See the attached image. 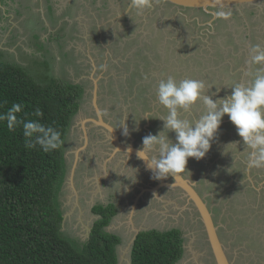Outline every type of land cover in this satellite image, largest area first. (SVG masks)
Segmentation results:
<instances>
[{
	"label": "rangeland",
	"instance_id": "1",
	"mask_svg": "<svg viewBox=\"0 0 264 264\" xmlns=\"http://www.w3.org/2000/svg\"><path fill=\"white\" fill-rule=\"evenodd\" d=\"M18 1L11 0L6 13L3 9L0 10V60L24 68L39 83H46V79L50 80L54 77L79 83L85 89L80 107L72 118L69 132L64 141L66 173L58 192L64 213L61 230L63 236L78 244L84 243L89 238L92 224L97 217L92 212L91 205L100 201L108 203L109 197H111L110 201L117 204L123 203V206H120V213L111 221L109 228L123 238L117 249L118 264H131L133 240L131 232L136 229L140 230V228L164 231L172 227L180 228L183 236L186 237L184 241L185 255L178 264H215L208 249L207 237L201 220L192 206H183V203H178L175 200L165 199L163 201L161 197H164L161 195H158V200L151 194L143 195L144 192L140 191L146 186L142 185L141 181H144L145 177L137 175V182L132 184L125 176L118 175L117 173H131L132 171H130V167H128L129 170H125L126 164L123 167L120 166L121 159H110L111 156L108 158L113 146L105 142L100 144L99 141H96L98 139H93V136L90 144H87L86 152L81 153L72 175L71 171L75 161L74 150L83 144L81 139L83 120L92 117L91 113L94 112L92 93L94 79H97L99 84V107L102 111L107 112L108 119H119L120 114L118 113H121L124 119L133 117L131 119L133 124L129 126L132 129L135 127L134 118H141L138 113V110H141L142 118L146 116L149 118H144V121L140 120L139 127L142 129L149 121L150 132L154 134L163 127L162 124L157 123L158 118L155 117L167 114V110L163 106L160 108L157 104L158 100L155 98L157 82L160 79H166L168 75H173L177 79L196 78L193 72L200 70L199 63L189 61L188 58L198 57L197 52L206 50V58L210 56L211 59L219 60L221 56L217 55V50L220 48L222 52L224 47L228 48L239 56L241 61L237 66V70L240 72L239 81L246 83L249 80L246 75L248 71L246 61L250 59L252 43L250 38L245 37V26L241 20L246 22L248 33L256 31V40L264 45V8H261L263 13L257 21L255 17L251 16L248 7L244 9L245 12L238 10L220 12L215 9L217 15L207 11L202 12L200 9L188 10L190 12L185 9L181 13L169 10L170 18L164 20V11L167 9H163V13H161L157 10L161 9L158 5L145 10L141 16H135V12H132L131 15L136 21L134 23L129 14L121 18L102 17L113 15L119 6L116 4L117 0H95L93 3L101 4L108 9L104 15L97 14L100 16L98 22L102 24L107 19H111V23L116 24L105 28L96 27L94 24L96 21L86 14L84 16L90 23L88 31L76 21H72L75 25L64 24L57 27L59 24L57 18L56 20L51 18L53 30H49L48 26L41 21L39 1H36V5H34L37 9L32 7L24 9L23 7H27L26 1H19L23 4ZM120 1L123 3V7L129 3V0ZM13 2L15 4L12 6ZM15 11L21 13L16 15ZM219 13H223V15H218ZM64 21L66 20L64 19ZM220 22L229 25L226 26L228 29L218 31L216 27L220 25ZM184 29L186 31L188 29L191 33L185 32L188 36L181 43L176 41L170 46L168 43L162 45L164 38L168 39L173 33L171 36L175 39V36H178L177 33L185 31ZM101 31L103 35L99 33ZM225 31L231 32L235 39L230 42L231 44H226ZM237 43H239L238 47H236ZM225 56L227 57L229 54L225 52ZM199 57L195 60L204 59L202 53ZM102 65H107L106 70H101ZM194 68L197 69L194 70ZM218 68L216 74L222 71V67L218 66ZM245 69L247 70L244 71ZM137 85L139 90L145 87L152 92V95L146 97L144 105V100L136 97ZM216 87L217 85L209 87V92L205 90V94L212 95L216 91ZM217 94L213 97L219 98L220 95ZM203 111L201 105L198 104L189 113H183V115L188 119H195ZM87 126L91 127L92 124L89 122ZM120 130L123 131L122 128ZM142 134L140 133L141 136ZM172 134L175 137V133ZM174 137L170 138L174 140ZM128 138L136 139V131H132ZM223 142L219 137L216 140L217 146L215 145L214 152L211 153L209 150L207 153L206 156L212 157L213 162L218 163L223 158L221 156L223 145L220 144ZM243 149L244 146L239 145V150ZM233 150L234 154L244 155L236 149L235 145H233ZM87 155H92L93 158L88 159ZM231 156L232 154L229 153L224 161L219 163L221 174L215 175V178H204L202 193L211 204L216 222L229 230L228 234L230 235H228L227 242L233 248L231 249L232 259L235 258L236 264L238 259L239 264H264V229L259 230V226L264 225V219L260 223H255L256 216L264 214V201L250 206L252 194L250 191H246L251 184L253 187L264 190V168H258L252 173L247 170L245 178L241 179V184L245 186L242 187L244 190L239 199L246 200V203L241 204L237 199H233L237 194L235 193L236 188L234 195L222 192L224 189L223 180L228 176V172L224 169L231 165L228 163V159L233 160ZM236 158L237 156H235ZM237 169L241 176V169L239 167ZM203 174L205 177L208 175L207 173ZM257 174L260 176L257 177ZM196 179L199 181V178ZM211 179L217 185L221 184L220 188L215 186V183L210 185ZM116 181L130 185V190L122 189L117 192L118 188H112ZM134 204L135 206H133ZM224 216L227 218L226 221ZM246 216L247 224L252 222L253 224L250 226L257 232V234H253L255 238H258L256 245L251 244L248 235L240 239L238 237L241 233H237V231L248 226L240 222V219Z\"/></svg>",
	"mask_w": 264,
	"mask_h": 264
},
{
	"label": "trees",
	"instance_id": "2",
	"mask_svg": "<svg viewBox=\"0 0 264 264\" xmlns=\"http://www.w3.org/2000/svg\"><path fill=\"white\" fill-rule=\"evenodd\" d=\"M200 11L204 12L203 9ZM249 12L251 14L252 11ZM241 21L246 27V22ZM220 26L221 22L216 27L218 31L223 29ZM244 31L252 45L261 44L256 40V31L251 34L248 28ZM225 32L226 44L235 41L231 32ZM220 56L216 63L227 62L228 66L230 58ZM195 58L198 59L190 57L188 60L199 63L200 60ZM236 58L238 66L241 61L238 56ZM204 79L213 85L225 81L228 85L238 82L233 80L229 83L228 79L217 81L210 75ZM84 91L79 83L54 77L46 79V83H39L24 68L0 60V114L6 113L14 102L21 103L23 108L17 113L18 118L37 121L60 134L57 148L45 152L38 144L32 148L25 147L22 125L10 131L6 122L0 121V264H118L120 239L106 230L116 213L115 206L93 207L94 214L100 217L93 222L89 238L84 243L78 244L63 236L61 231L64 213L58 192L66 173L64 141ZM37 108L42 110V117L33 115ZM248 191L252 194L250 206L264 201V190L259 193L249 188ZM242 193H237V196L241 197ZM237 200L241 202L239 198ZM262 219L264 214H258L255 223ZM240 222L247 224V216ZM251 224L249 222L247 227L238 230L241 233L238 237L248 235L251 244H256L258 238L253 234L257 232ZM262 229L264 225L259 226V230ZM223 239L227 242L228 236ZM184 240L179 228L141 231L131 251V264H178L184 255Z\"/></svg>",
	"mask_w": 264,
	"mask_h": 264
},
{
	"label": "clouds",
	"instance_id": "3",
	"mask_svg": "<svg viewBox=\"0 0 264 264\" xmlns=\"http://www.w3.org/2000/svg\"><path fill=\"white\" fill-rule=\"evenodd\" d=\"M152 6L153 0H129V9L135 12V16L143 15L145 10L151 9ZM127 13L136 23L133 15ZM246 64L248 65L246 75L249 80L246 83L236 82L224 85L223 87L231 89L230 94L215 100L212 96L219 93L223 87H216V91L209 95L205 94V82L199 79L177 80L175 76L168 75L166 79L158 81L155 94L159 105L167 110V114L155 118L163 121V127L158 133L145 136L142 147L136 150L137 159L144 162L146 170L152 173L153 179L162 180L168 176L175 178L177 175L190 172L187 170L188 159L192 157L200 160L207 155L212 143L218 139L220 126L226 114L236 127L237 134L244 144L243 151L239 150L240 141L228 142L223 146L221 154L227 156L231 153L233 157V163L226 168V171L231 174L239 170L235 167L233 145L245 154V168L250 173L251 169L264 168V45H252L250 59L246 61ZM106 68L107 65L101 66V70ZM201 103L204 111L198 118L188 119L183 115ZM22 108L21 103L14 102L6 113L0 114V121H5L10 131L17 125H22L27 148L38 144L45 152L56 149L60 138L59 132L52 127L46 128L37 121L18 118L17 113H20ZM33 115L42 117L43 112L37 108ZM127 118L120 122L118 127L109 125L108 131L113 133L115 128H122V134L130 137L132 131L139 130L141 119L137 120L135 117L136 126L130 129ZM172 132L175 133L174 140L169 136ZM132 151L131 145H128L126 150L121 152L127 153L130 158ZM130 168L135 171L117 174L125 176L132 184H135L139 170ZM216 174L218 173H213V175ZM112 188H118L117 192L122 189L129 191L130 185L117 181Z\"/></svg>",
	"mask_w": 264,
	"mask_h": 264
},
{
	"label": "flooded vegetation",
	"instance_id": "4",
	"mask_svg": "<svg viewBox=\"0 0 264 264\" xmlns=\"http://www.w3.org/2000/svg\"><path fill=\"white\" fill-rule=\"evenodd\" d=\"M166 3H168L167 1H165ZM170 4V3H169ZM171 5V4H170ZM171 6H173L174 7V5L172 4ZM176 9H178V7L176 6L175 7ZM264 8V7H263ZM248 9H249V11L251 10L252 12H251V15L253 16V17H255V19H256V21L257 20H259V18H260V16L262 15V13H263V11H261V8L260 7H257V6H252V7H248ZM167 10H168V8H167ZM182 11L183 10H185V9H181ZM187 10H190L191 11V9L190 8H187L186 9V11ZM195 10V9H194ZM190 11H188V12H190ZM253 13V14H252ZM264 14V13H263ZM221 25H223L222 27H223V29L224 30H226V29H228L226 26H229V25H226V23L225 22H223V24L221 23ZM247 27H245V29H246ZM244 29V30H245ZM185 30V32H188V33H191L188 29H187V31H186V29H184ZM172 35V34H171ZM169 36V41L167 42L168 44H169V46L170 45H172L173 44V42H180L181 43V41L183 40V39H185L186 38V36H188L187 35V33L186 34H183V36L182 37H176L175 36V39H174V37H172V36ZM239 46V43H237V46L236 47H238ZM221 49L219 48L218 50H217V55H219V57H220V55L222 54L224 57H226L225 56V52L227 53V54H229V56H227L228 58H231V60L229 61V65L227 66L226 64H227V62H222V64L220 65L219 63H216V62H218L215 58L214 59H211V57L209 56V57H207L206 58V50H203V51H200V52H197V56H198V59L200 58L199 57V55L202 53L203 55H204V59H201L200 60V62H199V71H194L193 73V75L196 77V78H194V79H199V80H202V79H204V78H206V77H209V75L211 76V77H213V80H217V81H219V80H221V79H228L229 80V83H231V81H238L239 82V77H240V72L237 70V65H236V62H235V59H237L236 58V56H238V55H236V54H234V53H232L228 48H226V47H224L223 49H222V52L220 51ZM239 57V56H238ZM206 58V59H205ZM225 65V66H224ZM218 66H220V67H222V71L219 73V74H216L215 72L219 69L218 68ZM226 67L228 68V72L227 73H225V69H226ZM195 69H197V68H194V70ZM190 72H192L191 70H190ZM213 73H215V74H213ZM199 74V75H198ZM191 75V74H190ZM181 79V78H180ZM180 79H177V80H180ZM203 81V80H202ZM158 83V82H157ZM232 84V83H231ZM138 89V85L136 86V97H138L140 100H144V102H143V105L144 104H146V101H145V99H146V97H149L150 95H152V92L150 91V90H147V89H145V90H140L139 91V89ZM224 92H225V94L227 93V94H230V89L229 88H227V90L226 91H223V92H219V95H224ZM155 98L157 99V97H156V94H155ZM100 100V99H99ZM141 104V103H140ZM150 105V104H149ZM93 107H94V112H92L91 113V116L92 117H95V118H98L97 117V113H96V108H95V106H94V104H93ZM142 108H144L143 106H142ZM138 110V109H137ZM165 110V109H164ZM106 113L107 112H104V111H102V115H103V118H104V120L105 121H107V122H110L114 127H118L119 126V123L120 122H122L123 120H124V117H123V115L121 114V113H118V114H120L119 115V119H117V118H113V119H108V117L106 116ZM138 113H140V116H141V118H136L137 120H145L144 118L142 119V113H141V110H138ZM144 113H145V111H144ZM131 119H133V117H130V118H128V121H127V123H128V125L129 126H131L132 124H133V120H131ZM135 119V118H134ZM147 121V120H146ZM91 124H92V126L91 127H89L88 128V134H89V138H88V145L90 144V141H91V138H92V136H93V139L94 138H96V139H98V140H96V141H99V143L100 144H102L103 142H105L106 144H111L112 146H113V148H112V152H110L109 154H108V158H109V156H111V158L110 159H112V158H114V159H121V162H120V166L121 167H123V166H125V164L127 165V166H125V170H129V168L128 167H133V168H137L139 171L137 172V175H141V176H144L145 178H144V181H141V184L142 185H144V186H146L144 189H142L140 192H144L143 193V195H145L146 194V196H148V194H151L154 198H156L157 200H158V195H161V196H163L164 198H162L161 197V200H165V199H169V200H171V201H176V202H178V203H183L182 205L183 206H192V204L190 203V202H188L187 201V199H186V197L185 196H183V190L180 188V187H176V186H172L171 184H174L175 183V178L174 177H172V176H168L166 179H162V180H155V179H153L152 178V173L150 172V171H148V170H146L145 168V164H144V162L143 161H141V160H139V159H137V157L136 156H130V158H129V156H127L124 152H121V151H116L115 152V143L113 142V140L112 139H110L111 137H112V135L110 134L109 135V132H108V130L107 129H104L101 125H96V124H94L93 122H90ZM157 123H160V124H162L161 126H163V121L162 120H160V119H158L157 120ZM229 123H231V121L229 122ZM228 123V124H229ZM144 125V124H143ZM146 125H147V123L145 124V126L144 127H142V129H141V127H139V130L138 131H136V136H137V138L136 139H134L133 140V144H134V146H141L142 147V143H143V138L145 137V136H147V135H149V134H154V133H151L150 131H151V127L149 128L150 129V131L148 132V130H147V128H146ZM136 126V125H135ZM150 126V125H149ZM82 127V126H81ZM117 130H120L121 128H116ZM222 128L220 127V130H221ZM93 131H95V133H93ZM140 133L142 134V136L140 135ZM173 133V132H172ZM172 133H169V136L170 135H172V136H170L171 138H173L174 136H173V134ZM219 135H218V138L219 137H221V140H223L224 142L223 143H225L227 140H228V136H229V133H228V128H226V127H224L223 128V130L222 131H219V133H218ZM120 138H121V140L123 141V142H125L127 145H129L130 144V142L132 141V140H130L128 137H125L122 133H121V135H120ZM141 138V139H140ZM82 145H84V142H85V140H84V138H83V130H82ZM174 139H175V137H174ZM141 144V145H140ZM217 143H216V141H214L213 143H212V147H211V149H210V152L211 153H213L214 152V148H215V145H216ZM220 144H222V143H220ZM82 145H80V146H82ZM88 145L86 146V148L84 149V151H81L80 152V155H81V153L82 152H86V149H87V147H88ZM242 146H244L243 144H241ZM217 146V145H216ZM244 150V149H243ZM88 156V155H87ZM221 156L223 157L218 163H216V162H213V158L212 157H208V156H205L204 158H202V159H200V160H197V159H195V158H192V157H190L189 159H188V164H187V170L188 171H190V172H188V173H183L182 175L185 177V178H190V179H192L193 181L195 180L196 182L198 181L196 178H199V181L197 182V184H196V189H197V191L200 193V195L202 196V197H204V195H203V193H202V182L204 181V178H215V175H213V173H218V174H221V168H220V166H219V163H221L222 161H224V159H225V157L226 156H224V155H222L221 154ZM232 157V156H231ZM91 158H93V156L92 155H90V156H88V159H91ZM80 160V159H79ZM228 163H230L231 165H232V163H233V160H229L228 159ZM79 162V161H78ZM78 164V163H77ZM230 165V166H231ZM244 164H241V166H240V163L239 162H237L236 161V167L238 168H240L241 169V176H240V172H238L239 170H236V171H233L231 174H232V176H230V174L228 173V176L226 177V179L225 180H223V183H222V186H223V190H222V192L223 193H226L227 192V195H229V194H233L234 195V190H235V188H236V190H235V193H239V192H242L243 190H244V188H242L243 186H245V185H242L241 184V182H242V178L244 179L245 178V176H246V172H247V169L245 168V165L243 166ZM229 166V167H230ZM241 167H243L244 169H242ZM258 170V168H254V169H251V173L253 172V171H255V170ZM225 171H226V168L224 169ZM243 170V171H242ZM130 171H132V172H134L135 170L134 169H131L130 168ZM227 172V171H226ZM203 173H207L208 175L205 177L204 175L205 174H203ZM217 175V174H216ZM202 176V177H201ZM260 176V174H257V177H259ZM99 180L101 179V178H98ZM117 182V181H116ZM145 182V183H144ZM226 182V183H225ZM104 183L106 184V182L104 181ZM213 183H215V181H213V179H211L210 180V185H212ZM107 184H108V182H107ZM152 186H151V185ZM241 184V185H240ZM217 184L215 183V186H216ZM148 186H150V187H148ZM219 188H220V186H221V184H219V185H217ZM218 188V189H219ZM254 189V190H256L255 189V187H251L250 186V189ZM249 190V189H248ZM248 190H246V191H248ZM233 195H231V196H233ZM238 194H235V197H233V199L235 200V199H238L239 198V196H237ZM231 196H229V197H231ZM236 197H238V198H236ZM110 199H109V202L108 203H103V202H98V203H94V204H92L91 206H92V212H93V207L94 206H97V205H102V206H115V208H116V213L113 215V217H112V219H111V221L115 218V216L116 215H118V213H120V206H123V203H120V204H117L116 202H114V201H110V200H112V198L111 197H109ZM114 199V198H113ZM141 199V198H140ZM204 199L207 201V203H208V205H209V207L212 209V207H211V204L208 202V200L204 197ZM233 201V200H232ZM241 202H246V200L244 199V198H242V200H241ZM173 205H174V203H173ZM133 206H135V204L133 205ZM212 211H213V209H212ZM241 211V210H240ZM243 212V211H242ZM94 213V212H93ZM214 214V213H213ZM97 217H96V219L98 218V217H100V215L99 214H95ZM214 218H215V215H214ZM95 219V220H96ZM94 220V221H95ZM111 221H110V223H111ZM216 221V220H215ZM110 223L107 225V227H106V230L108 231V232H110V233H113V234H116L118 237H119V239H120V243H121V241L123 240V238H122V236L121 235H118L117 233H115V232H112L109 228H110ZM93 225V224H92ZM221 227V228H220ZM220 227H219V234H220V236H221V239H222V241L225 243V245L226 246H228L229 247V250H228V255H229V258L231 259V260H233V264H236V261H235V258L234 259H232V251H231V249H233V248H231V245L228 243V242H225L224 241V239L223 238H227V236L228 235H230V234H228L229 233V230L225 227V226H223V225H220ZM172 228H176V227H172ZM172 228H169V229H172ZM178 228V227H177ZM180 229V228H179ZM222 229V230H221ZM91 231V230H90ZM141 231H147V229H145V228H140V230L137 232L136 230H134L133 232H131L132 233V237H133V239L136 237L137 238V236H138V234L141 232ZM234 231V230H233ZM237 233H238V231H237ZM223 235H225V237H223ZM184 237V236H183ZM136 238H135V240H136ZM186 237H184V239H185ZM250 238H252V237H250ZM207 239V238H206ZM254 241L256 240L254 237L252 238ZM135 240L134 241H132V245H131V251H132V248H133V245H134V242H135ZM185 241V240H184ZM258 241V240H257ZM257 241H256V244H257ZM261 241V240H260ZM252 242V241H251ZM120 243L117 245V249H118V246L120 245ZM207 243H208V241H207ZM229 244V245H228ZM255 244V245H256ZM208 247H209V243H208ZM185 249H186V247H185V245H184V255H185ZM209 249V251L211 252V250H210V247L208 248ZM211 254H212V252H211ZM212 258H213V260H214V263L216 264V262H215V259H214V256H213V254H212ZM238 261H239V259H238ZM238 261H237V264H239L238 263Z\"/></svg>",
	"mask_w": 264,
	"mask_h": 264
},
{
	"label": "water",
	"instance_id": "5",
	"mask_svg": "<svg viewBox=\"0 0 264 264\" xmlns=\"http://www.w3.org/2000/svg\"><path fill=\"white\" fill-rule=\"evenodd\" d=\"M174 6H177L180 9H203L204 11L211 12L213 15H217L215 9L223 12L224 10H238L240 12L244 11L247 7L257 6L260 8L264 7V0H164ZM248 69V68H247ZM245 69L244 71H246ZM94 87H93V104L96 108L97 117H88L83 120L82 130H83V138L85 140L84 145L77 146L74 150L75 161L73 165V169L71 174L73 175L77 166V163L80 159V152L83 151L88 144V126L87 123L93 122L96 125H101L104 129L108 130L109 125L114 127L110 122L104 120L102 115V110L98 104V90L99 84L98 80L94 79ZM245 83V81H242ZM149 120V119H147ZM230 121L229 119L223 120L222 124ZM86 122V123H85ZM221 124V125H222ZM146 128L148 132L149 129V121L147 122ZM109 132V131H108ZM122 131L117 130L116 128L113 130V133L109 132L112 137L110 139L113 140L115 146L119 148L121 151H125L127 148V144L123 142L120 138ZM133 151L130 156H136V150L141 146H134L133 140L130 144ZM141 145V144H140ZM117 150L115 149V152ZM127 156L128 154L125 153ZM146 169V168H145ZM196 181H193L190 178H185L182 174L177 175L175 177V183L171 184L172 186L180 187L183 190V196L186 197L187 201L192 204L195 212L199 215L202 226L204 228L207 241L209 243L210 250L214 256L216 264H233V260L229 258L228 250L229 247L225 245L222 241L221 236L219 234L220 225L215 221L214 214L212 209L209 207L207 201L200 195V193L196 189ZM255 189L260 192L261 190L255 187ZM138 232L139 229H136ZM136 238V237H135ZM135 238L132 240L134 241Z\"/></svg>",
	"mask_w": 264,
	"mask_h": 264
},
{
	"label": "crops",
	"instance_id": "6",
	"mask_svg": "<svg viewBox=\"0 0 264 264\" xmlns=\"http://www.w3.org/2000/svg\"><path fill=\"white\" fill-rule=\"evenodd\" d=\"M13 1V0H12ZM20 1V0H19ZM18 1V2H19ZM22 2L26 1V4H27V7H23L24 9L28 8V7H32V8H36L34 7V5H36V1H39L40 5L41 6V18H42V23H44V25L48 26L49 30H53L52 29V22H51V18H53L54 20L59 19V24L57 25L58 26H63L64 24L65 25H75L74 22L72 21H76L77 24L81 23V25L83 27H85V29L88 31V27L90 24L88 22V19L86 16L84 15H88V16H91L95 21L96 23L95 26L96 27H106V26H109V25H112V24H116V23H111V19H107L106 21L102 22V24H100L98 22L99 20V15H104V13L106 12V7H104L103 5L101 4H95L93 2H95V0H21ZM22 2H19L20 4H23ZM11 3V0H0V10H4V12H8V6L10 5ZM13 4H15L14 2L12 3V6ZM116 4H119V6L117 7V10L114 11L113 15L109 14V15H106V16H102V17H109L111 18L112 16H114L113 18H117V17H122V16H127L129 12L130 14L132 12H134L133 10H130L129 9V3L127 6H122L123 3L120 1V0H117L116 1ZM160 5L161 9H157L159 10L161 13H163V9L165 10V8L168 10L164 11V15H163V19L165 20L166 18H170V16H168V13H169V10L171 11H177L178 13H181L182 10L180 8L176 9L175 7L176 6H171L169 3H166L164 0H153V8ZM110 8H112V6L109 5ZM13 8V7H12ZM22 8V7H21ZM37 9V8H36ZM20 11H15V14L18 15ZM21 13V12H20ZM24 14V13H23ZM99 14V15H97ZM150 15V14H149ZM66 20L63 22V20ZM119 20V19H118ZM80 25V24H79ZM71 28V27H70ZM100 34L103 35V32H99ZM173 34V33H172ZM178 36L177 37H182L183 34H186L185 31H181L177 33ZM169 39V38H168ZM168 39L167 38H164V41L162 42V45H166V43L168 42ZM72 47H75V46H72ZM81 51V50H80ZM189 55V54H188ZM205 84H206V88L205 90L207 92H209V87H211L213 85V82L212 83H208L205 81V79H202ZM240 83H242V81H239ZM228 85V81H225L224 83L220 84V85H217L218 88H221L223 87L224 85ZM224 88H227L226 86L222 88V90L220 92H223V89ZM205 91V93H206ZM231 91V89H230ZM219 95V93L217 94ZM228 95L227 93L225 94L224 92V95H220L219 98L221 97H224ZM99 97V95H98ZM212 98L217 99V97H213ZM157 104H159L157 102ZM201 108L204 110V106L203 104L201 103ZM160 108L161 105H159ZM159 111V109H158ZM193 117V116H192ZM226 119H229L227 114L224 116L223 120H226ZM230 121L226 122L225 124H222L220 127L222 128L220 131L223 130L224 127L228 128V133H229V139L225 142V143H222L221 145H225L226 143L228 142H232V141H240V146H242L241 144H243V141H242V138L237 134V130H236V127L231 124V126L228 124ZM231 130V131H229ZM219 135V134H218ZM243 151V150H242ZM244 154V153H243ZM235 156H237L236 158V161L240 162L241 164H244V162H242L245 158V154L242 155V154H235ZM251 187H252V184H251ZM254 190V189H253ZM257 191V190H255Z\"/></svg>",
	"mask_w": 264,
	"mask_h": 264
}]
</instances>
